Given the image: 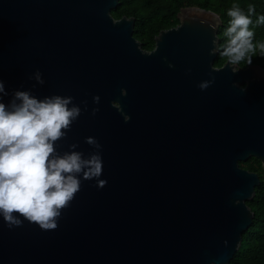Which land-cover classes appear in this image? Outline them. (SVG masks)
I'll use <instances>...</instances> for the list:
<instances>
[{
    "label": "water",
    "instance_id": "water-1",
    "mask_svg": "<svg viewBox=\"0 0 264 264\" xmlns=\"http://www.w3.org/2000/svg\"><path fill=\"white\" fill-rule=\"evenodd\" d=\"M119 3L0 0V102L71 96L80 114L55 154L98 151L107 181L81 174L54 230L0 214V264H232L253 223L261 176L240 162L264 169V68L215 65L210 9L182 8L148 50Z\"/></svg>",
    "mask_w": 264,
    "mask_h": 264
},
{
    "label": "clouds",
    "instance_id": "clouds-1",
    "mask_svg": "<svg viewBox=\"0 0 264 264\" xmlns=\"http://www.w3.org/2000/svg\"><path fill=\"white\" fill-rule=\"evenodd\" d=\"M254 11V6L249 5L245 14L233 5L227 12L230 20L221 55L231 65H239L245 59L251 64L257 49L264 55V42L254 43V33L249 28ZM257 22L264 23V16ZM35 79L44 83L39 71ZM208 86L209 82L199 85L201 89ZM121 93L125 94L123 89ZM0 94L7 95L3 81ZM93 99L99 102L98 96ZM72 100L71 96L60 95L38 99L29 91L17 90L8 105L0 102V214L9 227L21 225L23 217L42 230H54L61 211L80 190L81 174L85 180L96 178L98 187L107 183L98 179L102 174L98 151L88 158L76 151L55 154V142L80 114ZM86 142L96 149L101 147L93 137H87Z\"/></svg>",
    "mask_w": 264,
    "mask_h": 264
},
{
    "label": "trees",
    "instance_id": "trees-1",
    "mask_svg": "<svg viewBox=\"0 0 264 264\" xmlns=\"http://www.w3.org/2000/svg\"><path fill=\"white\" fill-rule=\"evenodd\" d=\"M238 5L245 14H248V6L255 8L251 14L253 42H264V23H258V18L264 16V0H120L117 8L112 10L115 18L126 15L135 17L134 37L139 40L145 49L151 50L155 46V37L163 29L176 26L180 20L178 13L184 7L198 6L210 9L220 15L223 24L219 29V54L215 60L216 66H222L228 59L221 55L226 43L224 33L229 25L228 10ZM251 64H258L264 68V55L259 49L252 56ZM247 59L241 61L239 66L246 67ZM244 168L256 171L261 176V183L256 187L253 199L248 200V205L255 213L253 223L243 234L240 248L237 250L232 264H264V169L262 162L252 157L240 162Z\"/></svg>",
    "mask_w": 264,
    "mask_h": 264
}]
</instances>
